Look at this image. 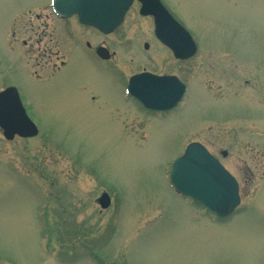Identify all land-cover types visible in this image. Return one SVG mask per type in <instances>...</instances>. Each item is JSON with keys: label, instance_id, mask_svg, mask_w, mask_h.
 Segmentation results:
<instances>
[{"label": "rangeland", "instance_id": "374dc122", "mask_svg": "<svg viewBox=\"0 0 264 264\" xmlns=\"http://www.w3.org/2000/svg\"><path fill=\"white\" fill-rule=\"evenodd\" d=\"M50 1L0 0V92L16 86L39 129L11 142L0 130V264H264V0H163L198 46L186 62L139 47L152 23L134 10L108 38L75 22L83 41L116 45L115 79L91 54L70 58ZM144 69L188 86L177 110L154 115L126 99ZM193 142L241 186L224 222L170 184Z\"/></svg>", "mask_w": 264, "mask_h": 264}, {"label": "water", "instance_id": "95a60500", "mask_svg": "<svg viewBox=\"0 0 264 264\" xmlns=\"http://www.w3.org/2000/svg\"><path fill=\"white\" fill-rule=\"evenodd\" d=\"M140 14L155 19L156 37L178 60H188L197 53V45L189 32L165 9L160 0H138ZM133 0H54V10L62 17L77 15L82 24L110 34L122 23ZM101 57L104 53L99 51ZM185 85L177 77H155L141 74L131 78L128 93L146 108L157 111L174 109L182 100ZM0 129L7 141L38 135L37 126L30 120L18 91L8 88L0 92ZM174 190L195 199L220 217L231 214L239 205L236 180L201 144H190L177 159L170 173ZM110 198L104 194L100 203L107 207Z\"/></svg>", "mask_w": 264, "mask_h": 264}, {"label": "flooded vegetation", "instance_id": "af4514ba", "mask_svg": "<svg viewBox=\"0 0 264 264\" xmlns=\"http://www.w3.org/2000/svg\"><path fill=\"white\" fill-rule=\"evenodd\" d=\"M162 2V4L167 8V10L170 12V10L168 9V7L165 5V3L163 2V0H160ZM140 8H141V4L140 2H138L137 0H134L130 10L127 12L123 23L112 33L109 35H105L102 34L101 32L97 31L94 28L88 27V26H84L82 25L78 18L76 16L74 17H70V18H60L56 15H54L53 10L51 11V13L59 20L62 22L63 24V30L65 32V34L67 35V37L70 39V41L72 42V47H71V52L73 51L72 56H70L71 59H73V56L76 55V53H88L91 54L94 57V63L90 64L93 66V70L97 71L99 73L100 70H103V68H106V74H107V69L110 68V75L109 77L111 79H115V75L114 73H121V76L123 77V72L122 71V67H118L117 64L120 62L121 60V53L118 51V49L115 48L116 45H110L109 42L107 40H101L99 43L93 45V43H91L88 40L83 41V39L79 38V34L77 33V28H75V22H77L81 28H90L93 29L96 33H98L100 36L104 37V38H108L112 35H114L116 33V31H118L120 28L123 27V25L125 24L128 15L134 10L135 12H137L138 14H140ZM171 13V12H170ZM172 14V13H171ZM173 15V14H172ZM140 16V15H139ZM173 17L177 20V17L173 15ZM139 19H149L152 23V30H150L149 33V41L144 42L142 45L140 44V46H142V48L146 51H150L153 48L158 49L159 51H161L162 53H159V56H161V60L165 61L166 63H169L171 57H173L172 52L166 47L164 46L155 36V28H154V19L152 17H143L140 16ZM121 43V42H120ZM119 43V44H120ZM123 44V42L121 43ZM131 46V44L129 45V47ZM100 49H105L107 51V56L108 59H103L98 55V52ZM132 49V47H131ZM58 52V51H57ZM51 54V55H50ZM48 54L49 58L51 59L52 56H55L56 59H60L59 55L57 53L52 54V52ZM176 60V59H175ZM119 61V62H118ZM179 61V60H176ZM179 62H186V61H179ZM70 63L68 62L66 64V62H61V67H57L59 69V71L63 70L65 67H67ZM107 64L108 67H107ZM81 69V68H80ZM145 72H149L152 75L155 76H159V77H167V76H172L171 73L169 72H153V71H147L146 69L137 72L135 74H133L132 76L136 75V74H140V73H145ZM130 76L129 79L132 77ZM128 79V81H129ZM113 84H115V82H112ZM13 86V85H12ZM86 89V93L91 95L93 99H95V97L97 95H99V88L96 87L93 84H89L86 85L84 87ZM123 91V90H122ZM130 101H132L133 103H135L136 105H138L140 107V105L137 103L136 100H134L133 98H129ZM185 99V98H184ZM141 108V107H140ZM179 108V107H178ZM177 108V109H178ZM176 109V110H177ZM175 111V110H174ZM173 111H170L168 113H171ZM168 113H153L154 115H167ZM223 151L221 152V156L223 158H226L228 156V152ZM251 180V179H249ZM239 192H240V198H241V203H240V207L242 204V190H241V186L239 184ZM112 205V202H110L109 208L102 211L103 212H107L108 210H110V207ZM237 212V211H236ZM236 212H234L230 218L236 216ZM93 246H89V249H91ZM92 254V250H90V255Z\"/></svg>", "mask_w": 264, "mask_h": 264}]
</instances>
